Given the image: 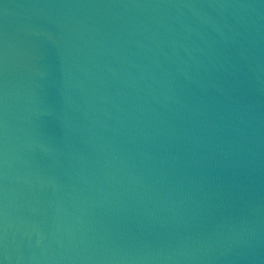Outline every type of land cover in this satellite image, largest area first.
Wrapping results in <instances>:
<instances>
[{"label": "water", "instance_id": "1", "mask_svg": "<svg viewBox=\"0 0 264 264\" xmlns=\"http://www.w3.org/2000/svg\"><path fill=\"white\" fill-rule=\"evenodd\" d=\"M0 264H264V0H0Z\"/></svg>", "mask_w": 264, "mask_h": 264}]
</instances>
